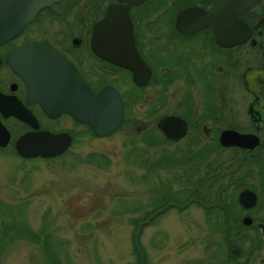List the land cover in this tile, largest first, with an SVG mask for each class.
I'll return each instance as SVG.
<instances>
[{
    "label": "flooded vegetation",
    "instance_id": "af4514ba",
    "mask_svg": "<svg viewBox=\"0 0 264 264\" xmlns=\"http://www.w3.org/2000/svg\"><path fill=\"white\" fill-rule=\"evenodd\" d=\"M20 1L0 0V27L18 18L13 11ZM109 9L119 35L94 29ZM33 44L46 58L35 87H87L92 94L110 87L120 99L121 123L132 111L135 122L142 120L140 131L153 126L163 139L182 141L181 155L210 157L206 180L197 159L195 179L182 183L180 205L171 206L200 208L207 233L219 236L204 246L198 264H264V0H50L41 6L0 41L6 112L27 110L36 128L12 114L0 113V123L9 140L32 130L67 135L65 152L93 133L69 113L50 116L27 100L30 86L10 61L26 64V51L19 59L15 51ZM51 54L67 67H54ZM166 116L182 121L179 137L158 129ZM225 131L246 136L242 145L223 146ZM163 210L152 207L135 219L138 230Z\"/></svg>",
    "mask_w": 264,
    "mask_h": 264
},
{
    "label": "rangeland",
    "instance_id": "374dc122",
    "mask_svg": "<svg viewBox=\"0 0 264 264\" xmlns=\"http://www.w3.org/2000/svg\"><path fill=\"white\" fill-rule=\"evenodd\" d=\"M141 126L128 111L112 134L81 135L50 159L20 158L11 137L0 148V264H198L219 239L200 208L167 207L136 227L166 191L182 197L190 171L159 161L182 141L157 143L154 127ZM20 222L32 238L13 230Z\"/></svg>",
    "mask_w": 264,
    "mask_h": 264
},
{
    "label": "water",
    "instance_id": "95a60500",
    "mask_svg": "<svg viewBox=\"0 0 264 264\" xmlns=\"http://www.w3.org/2000/svg\"><path fill=\"white\" fill-rule=\"evenodd\" d=\"M50 0H21L19 9L13 11L18 18H11L10 27H0V41L15 35L20 28L28 22L36 11L48 3ZM114 11L109 9L105 17L95 25L96 33L100 29L106 28L108 35L120 34L118 32L121 26L113 25L116 17ZM123 35H129V32H123ZM41 45L33 44L15 51V57L23 51H26V64H13L11 67L20 77L30 86L27 90V100L37 102L41 108L50 116L57 112L65 111L69 113L76 121L87 124L93 135L96 137H105L113 133L121 123L122 107L117 93L110 87L103 88L99 93L92 94L87 87H45L39 89L36 86V70L46 61L44 55L38 56ZM55 63L53 66L67 67V63L55 54H51ZM16 59L15 62H18ZM76 79L77 76H76ZM8 99L0 94V113L2 116L12 114L18 119L26 122L32 128H36L34 118L27 110L17 112H6L9 109ZM11 110V109H9ZM13 111V110H12ZM182 121L166 116L157 123L158 129L167 137L177 138L182 134ZM246 136L225 131L221 134L219 141L223 146L230 144L242 145ZM10 134L4 125L0 123V147H5L9 141ZM70 144V138L67 135L52 134L47 131H26L19 135L13 142V149L17 156L23 159L28 158H52L60 155ZM240 197L241 194H240ZM239 197V198H240ZM240 203L243 204L241 201Z\"/></svg>",
    "mask_w": 264,
    "mask_h": 264
},
{
    "label": "trees",
    "instance_id": "16d2710c",
    "mask_svg": "<svg viewBox=\"0 0 264 264\" xmlns=\"http://www.w3.org/2000/svg\"><path fill=\"white\" fill-rule=\"evenodd\" d=\"M150 140V139H149ZM158 142L157 143H160V142H163V141H166V142H168V140H165V139H159V140H157ZM155 142V141H154ZM16 154V153H15ZM55 157H58V156H55ZM55 157H52V158H55ZM38 158V157H37ZM202 159L203 160V164H204V167H205V169H206V171H205V177H204V180H206V176L208 175V174H210L211 173V169H212V164H211V162L210 161H208V162H206V163H204V159L206 158L205 156H184V155H181V154H179V155H175V153L174 152H171L170 154H167V155H162L160 158H159V161H165V162H167V163H169V165H174V166H176V167H180V166H183V165H185V164H190L189 166H190V171H188V173L187 172H185V175L183 176V177H179V179H180V187H182V183L184 182V181H189V180H192V179H195L194 177H193V173H192V171H193V169H195L196 168V166H197V164H199L198 163V160L197 159ZM23 159V158H22ZM28 159H34V158H28ZM42 159H50V158H42ZM166 187H168V185L166 186ZM180 192H181V189H180ZM182 193V192H181ZM179 195H180V193H179ZM177 197H179V196H177V195H174V194H170V193H168L167 191L165 192V194H164V197H163V199H160L158 202H156V204H159L158 206L156 205V207H155V209L156 210H158V209H160V208H163V209H165V208H167V207H171V206H175V207H179V205H180V200H179V198H177ZM13 228V230L14 231H18L19 233H21L22 235H25L26 237H30V238H32V236H31V234H30V232H29V230L27 229V227L24 225V223H22V222H20V223H18L17 224V226H13L12 227ZM33 239H34V237H33ZM45 245H46V243H45ZM48 249V250H47ZM45 251H49V248H47ZM133 249L136 251V252H138V250H137V247L134 245L133 246ZM48 254H51V252H49ZM141 257V256H140ZM140 257H139V252H138V256H137V258H139V260H140Z\"/></svg>",
    "mask_w": 264,
    "mask_h": 264
}]
</instances>
